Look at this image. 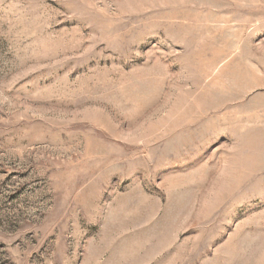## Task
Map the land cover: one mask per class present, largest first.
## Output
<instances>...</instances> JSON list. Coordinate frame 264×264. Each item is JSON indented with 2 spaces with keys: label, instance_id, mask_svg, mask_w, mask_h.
Listing matches in <instances>:
<instances>
[{
  "label": "rangeland",
  "instance_id": "374dc122",
  "mask_svg": "<svg viewBox=\"0 0 264 264\" xmlns=\"http://www.w3.org/2000/svg\"><path fill=\"white\" fill-rule=\"evenodd\" d=\"M0 264H264V0H0Z\"/></svg>",
  "mask_w": 264,
  "mask_h": 264
}]
</instances>
